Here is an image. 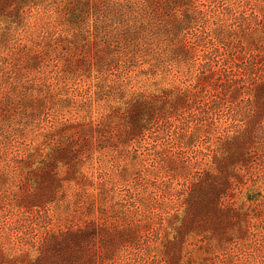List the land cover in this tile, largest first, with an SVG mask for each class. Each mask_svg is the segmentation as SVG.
<instances>
[{
  "label": "rangeland",
  "instance_id": "obj_1",
  "mask_svg": "<svg viewBox=\"0 0 264 264\" xmlns=\"http://www.w3.org/2000/svg\"><path fill=\"white\" fill-rule=\"evenodd\" d=\"M0 264H264V0H0Z\"/></svg>",
  "mask_w": 264,
  "mask_h": 264
}]
</instances>
